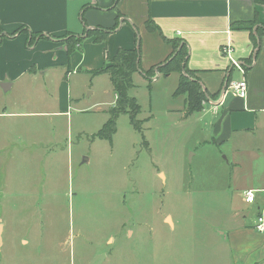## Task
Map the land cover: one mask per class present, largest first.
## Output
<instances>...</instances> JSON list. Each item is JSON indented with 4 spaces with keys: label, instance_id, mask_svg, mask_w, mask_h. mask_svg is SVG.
Segmentation results:
<instances>
[{
    "label": "rangeland",
    "instance_id": "obj_1",
    "mask_svg": "<svg viewBox=\"0 0 264 264\" xmlns=\"http://www.w3.org/2000/svg\"><path fill=\"white\" fill-rule=\"evenodd\" d=\"M90 63L0 95V264H235L222 232L237 224L236 187L264 174L248 150L261 129L216 143L183 118L175 72L136 77L141 130L125 113L111 140L94 137L113 94Z\"/></svg>",
    "mask_w": 264,
    "mask_h": 264
},
{
    "label": "crops",
    "instance_id": "obj_2",
    "mask_svg": "<svg viewBox=\"0 0 264 264\" xmlns=\"http://www.w3.org/2000/svg\"><path fill=\"white\" fill-rule=\"evenodd\" d=\"M114 1L0 0V22L5 33L9 34L0 36V95L16 87L17 90L25 88L27 81L34 82L57 67L67 66V74H70L76 67L85 64L89 57L97 64V67L88 64L89 68H93L89 69L90 72L104 66L118 49L135 46V27L141 37L144 69L163 61L172 52L173 47L165 42L164 36L180 38L190 48L189 68L209 94L204 109L196 113L194 122H199L200 129L210 130L218 144L232 142L236 134H255L261 129L260 142L248 148L253 162H258L264 156V35L257 52L251 33L252 30L256 32L258 25L264 24V4H257L255 0H118L114 7ZM87 5L90 7L85 8ZM256 17L258 24L253 28L243 24L254 21ZM150 18L154 19L159 30H147L146 21ZM118 20L119 27L107 40L96 42L94 38H87L82 45H78L83 54L69 56L68 45L62 40L64 35L81 34L85 24L108 27ZM22 26L51 37L30 46L26 33H16ZM228 44L232 46V55L245 65L244 75L248 83L245 98L224 88L230 77L231 80L242 78L224 53ZM86 47L95 50V53L89 55ZM172 73L175 72L164 75ZM162 74H157L154 80H159ZM137 76L148 81L140 71L133 75L134 81ZM2 83H8L5 84L6 89L1 86ZM108 90L113 94L112 106L116 100L113 84ZM184 104L182 116L187 118L186 100ZM7 111L5 107L3 112ZM4 113L0 111V115ZM240 152V149H232L231 156L227 153L233 170L241 164ZM237 188L234 193L239 196V201L233 210L237 224L234 228L223 230L224 245L229 248L235 264H264V231L255 226L259 215L264 218V174L258 180L249 178L248 183ZM249 189L255 191L256 200L253 203H247L244 196Z\"/></svg>",
    "mask_w": 264,
    "mask_h": 264
},
{
    "label": "trees",
    "instance_id": "obj_3",
    "mask_svg": "<svg viewBox=\"0 0 264 264\" xmlns=\"http://www.w3.org/2000/svg\"><path fill=\"white\" fill-rule=\"evenodd\" d=\"M117 1H114V7L117 5ZM255 2L264 4V0H255ZM90 6H85V8ZM82 19L85 21L84 17ZM120 21L118 20L113 26L103 27L96 25L93 27L85 24L84 30L81 34L67 33L63 36L62 40L68 45L69 53H72L78 45L86 38H94L96 42H102L108 39L109 35L119 27ZM243 24L253 28L258 24V19L249 22H243ZM241 24V25H243ZM135 27V26H134ZM146 28L148 31L153 32L159 30L158 25L154 19L150 18L146 21ZM251 30V29H250ZM256 32L251 33V39L253 45L258 52L261 47V38L264 35V24L256 27ZM17 32H24L28 35L27 43L33 46L38 40L51 37L41 32L30 31L27 27L22 26L17 29ZM136 44L132 48H120L115 55L104 66L95 68L91 71V74H108L113 84V91L116 94V100L114 105L110 107V117L103 123V126L93 135L94 137H100L103 139L111 140L112 135L117 131V118L121 114H129L130 122L138 130H141L142 121L138 119V115L141 111V105L137 97L130 93V89L135 86L133 75L136 72H141L148 80V85L151 86L157 73H163L165 75L176 72L179 74V81L174 95H186V107L187 113H199L204 109V102L209 99V94L205 90L201 81L198 80L193 70L188 66V56L190 48L186 41L180 38H167L163 37L166 43H170L173 47L172 52L167 58L159 63L154 64L149 69H144L141 63V37L137 28L135 27ZM15 34V33H13ZM7 35L0 22V36ZM9 35V34H8ZM7 35V36H8ZM256 52V53H257ZM231 77L224 84V88L230 83Z\"/></svg>",
    "mask_w": 264,
    "mask_h": 264
},
{
    "label": "built area",
    "instance_id": "obj_4",
    "mask_svg": "<svg viewBox=\"0 0 264 264\" xmlns=\"http://www.w3.org/2000/svg\"><path fill=\"white\" fill-rule=\"evenodd\" d=\"M224 53L226 54V57H228V59L231 61L232 67L238 70V72L242 75L241 79L231 80L226 89L233 90L239 97L245 98L248 94L247 78L244 75L245 65L241 60H238L232 55V46L230 44H228L224 48ZM244 196H246L247 203H253L256 200L255 191L252 189L246 191ZM255 226L259 231H264V218L262 215H259L257 217Z\"/></svg>",
    "mask_w": 264,
    "mask_h": 264
},
{
    "label": "water",
    "instance_id": "obj_5",
    "mask_svg": "<svg viewBox=\"0 0 264 264\" xmlns=\"http://www.w3.org/2000/svg\"><path fill=\"white\" fill-rule=\"evenodd\" d=\"M123 20H124V19H123ZM123 20H121V22H123ZM65 48H66V46H65ZM157 74H159V72H158ZM5 84H8V83H4V84L2 83V84H1V86H2L4 89H6ZM0 231H1V225H0ZM0 238H1V232H0ZM99 257H100V255H99ZM99 257H98V259H99ZM94 262H99V260L95 259ZM92 264H94V263H92Z\"/></svg>",
    "mask_w": 264,
    "mask_h": 264
}]
</instances>
